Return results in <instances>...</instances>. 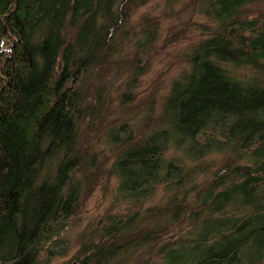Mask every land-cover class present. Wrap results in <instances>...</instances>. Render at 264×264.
<instances>
[{"label": "trees", "instance_id": "obj_1", "mask_svg": "<svg viewBox=\"0 0 264 264\" xmlns=\"http://www.w3.org/2000/svg\"><path fill=\"white\" fill-rule=\"evenodd\" d=\"M149 1L0 0V264L64 255L54 248L81 206L83 121L104 98L105 65L131 40L120 101L133 98L157 23L136 33L131 16ZM260 1L203 0L209 23L190 25L203 37L172 80L156 129L134 142L126 122L102 134L116 150L109 171L119 196L142 205L163 185L169 200L98 222L60 264H264ZM169 147L179 156L166 159ZM218 153L231 159L195 184Z\"/></svg>", "mask_w": 264, "mask_h": 264}, {"label": "rangeland", "instance_id": "obj_2", "mask_svg": "<svg viewBox=\"0 0 264 264\" xmlns=\"http://www.w3.org/2000/svg\"><path fill=\"white\" fill-rule=\"evenodd\" d=\"M202 1L150 0L132 13L131 26L136 33L144 28L148 21H155L157 37L151 51L142 58L141 64L145 66L137 82L132 86V99L120 101L123 92L128 89L126 84L134 65L131 57L133 40L124 46L121 54L117 55L116 64L110 67L108 64L105 65L104 70L110 69L100 80V84L105 86L104 98L91 121H83L81 127L84 134L81 141L84 156H81L82 165L80 164L81 167H78L75 173L82 184L81 206L63 233L62 240L54 248L56 251L64 252V255H56L50 264H60L70 259L79 249L81 238L82 240L86 238V236L83 238L82 233H89L98 222L106 221L109 216L132 213L140 206L146 209L163 205L172 195V190L168 191L163 185H158L142 205H132L119 196L118 180L109 171L117 155L116 150L107 145L102 134L110 128V124L119 127L124 124L122 122H126L127 130L131 133V141L134 142L156 129L161 116V104L168 95L172 80L182 71L188 70V56L203 37L190 25L209 23L200 13ZM255 7L264 8V0L256 3ZM180 31L181 34L178 35ZM177 156L179 152L173 147H169L164 154L166 159ZM228 157L231 155L219 153L208 155L202 164L209 168L208 172L205 174L196 172L194 183L208 178L209 171L211 174L222 167ZM197 165L200 166L197 162H186V167L199 169ZM191 197L192 195L188 200Z\"/></svg>", "mask_w": 264, "mask_h": 264}]
</instances>
